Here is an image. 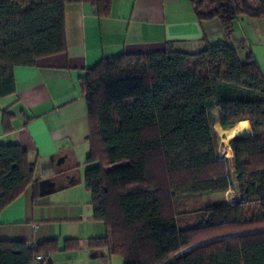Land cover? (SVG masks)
<instances>
[{"label": "trees", "instance_id": "trees-1", "mask_svg": "<svg viewBox=\"0 0 264 264\" xmlns=\"http://www.w3.org/2000/svg\"><path fill=\"white\" fill-rule=\"evenodd\" d=\"M189 1L199 22L218 19L229 38L239 19L264 18V0ZM80 2L104 15L111 1L0 0V100L16 93L17 66L66 51V7ZM241 49L206 42L189 53L170 43L165 52L106 58L86 72L80 82L90 119L85 183L94 219L108 232L89 247L107 248L125 264H264V75L252 52ZM213 111L222 128L245 123L253 132L230 140L233 160L219 155ZM3 116L10 132L13 116L8 110ZM156 156L162 177L150 171ZM36 171L21 146L0 142V215L29 187L66 174L50 167L39 179ZM236 189L235 203H207L193 227L164 207L165 193L178 208ZM229 225L245 232L195 237ZM29 243L0 241V264H33L60 250L58 240ZM79 246L77 238L65 241L66 251Z\"/></svg>", "mask_w": 264, "mask_h": 264}, {"label": "crops", "instance_id": "crops-1", "mask_svg": "<svg viewBox=\"0 0 264 264\" xmlns=\"http://www.w3.org/2000/svg\"><path fill=\"white\" fill-rule=\"evenodd\" d=\"M110 1L104 15L90 2L69 4L66 51L41 58L31 67L17 66L16 93L0 100V142L21 146L40 169L41 174L35 175L39 179L46 168L66 171L29 187L0 215V241H59L60 250L38 264H125L109 249L89 250L90 256L67 252L63 240L85 237L80 228L94 213L83 202L68 199L67 205L63 203L66 197H49L72 188L74 168L91 153L89 110L80 83L86 72L106 58L165 52L170 43L189 53L199 52L206 42L241 47L239 37L229 38L218 19L199 22L189 0ZM5 110L13 116L10 132L3 128ZM62 157L65 161L58 165ZM70 193L62 194L71 198ZM83 199L89 200L85 194Z\"/></svg>", "mask_w": 264, "mask_h": 264}, {"label": "rangeland", "instance_id": "rangeland-1", "mask_svg": "<svg viewBox=\"0 0 264 264\" xmlns=\"http://www.w3.org/2000/svg\"><path fill=\"white\" fill-rule=\"evenodd\" d=\"M240 20L238 21L239 23L237 22V24L235 25L234 33L237 35V37H239V40H240L239 45H241L242 47L241 50L245 52L244 54H246V52H250V51L252 52L253 57L255 58L258 65L260 66L261 71L264 75V18L257 19V18L244 17L241 21ZM243 39L245 40V42L243 41ZM211 118H212L211 120H213L215 123L214 128H215L216 137L218 141L217 144H218L219 155L224 161L228 159L233 160L234 155H232L233 151L230 145L231 143L230 140H232L235 137H240V136L252 137L253 136L252 130L250 129L251 134L249 135L248 125L245 123L240 124L236 128H234L235 130L239 131V134L237 133V135L235 136H230L229 131L232 129L230 130L222 129L220 127L221 125L217 123L218 121L217 111H213L211 113ZM152 159L153 161L151 163V170H150L151 173L156 175L157 177H162V175L164 176V171H163L164 169L161 164V160L158 159V156ZM94 165H97V163H95ZM233 166L234 165H232V168ZM64 168L65 167H63V169ZM88 168H89V165H87L85 161L79 164L74 173L76 176V183L73 186H71L72 188L65 190L63 192H60V193L53 194L49 197H52L51 199H56L57 197H66L63 203L67 205L68 203L70 205V202H71V201H66L68 199H72L74 202H78V203L83 202L85 208L89 207L92 210L93 209L92 198H91L92 194L91 192L87 190L86 183H85V174H84L86 173V170ZM39 174H41V171L40 169H37L36 176H38ZM67 191L72 192V194L70 193L72 196L71 198L67 197L66 196L67 194H64V195L62 194ZM237 191L238 190L236 189V191H230L226 194H217V195L212 196L211 198L195 199L192 201H188L186 203H183V205L179 206L178 208L174 207L170 196L168 195V193H165L163 202H164V207L167 213L176 211L182 225L186 227H193L195 224L201 221L202 219L201 217H203L202 215L206 211L207 203L209 204L210 203L212 204V202L222 203V204L235 203L239 199V195ZM84 194L87 195V198H89L88 201L83 199ZM210 199H211V202H210ZM72 204H75V203L72 202ZM90 212H89V215H90ZM84 221H85V225L82 226V228H80L81 230L80 232H81V236H85V237H81L82 238L81 240L83 241L79 239L81 245L75 251L79 252V254L81 252V253H84L90 256L89 250H92V248L89 246L91 245V242L105 238L108 233L107 226L105 222L96 221L94 219V214H93V218L89 219V221L86 218ZM256 227H258V225H256ZM60 228H62V231H61L62 233L66 232L63 229V227H59V229ZM251 228L254 229L255 231L258 229L254 227H251ZM243 230L244 229H242V227L240 226L229 225L219 230H216L214 232H205L204 234L202 232L197 233L195 237H200L201 235H205L204 239L205 238L207 239H205L204 241H206L212 238L224 236V235L231 234V233L245 232ZM63 242L65 243V239L63 240ZM83 243L85 244V248L81 247ZM106 249L107 248H103L102 250H106ZM93 250H96V249H93ZM69 251L70 250H67V252ZM122 260L124 261L123 258ZM33 264H38V262L34 261Z\"/></svg>", "mask_w": 264, "mask_h": 264}, {"label": "water", "instance_id": "water-1", "mask_svg": "<svg viewBox=\"0 0 264 264\" xmlns=\"http://www.w3.org/2000/svg\"><path fill=\"white\" fill-rule=\"evenodd\" d=\"M63 161H65V157H62V158L59 159V161L57 162L58 165H62V164L64 163ZM73 181H74V177H71V179H70V183L72 184ZM198 246H200V245H197V246H195V247H192V249H193V248H196V247H198ZM192 249H190V250H192ZM190 250L185 251V252H183V253H181L180 255H177V256H181V255H183V254L189 252Z\"/></svg>", "mask_w": 264, "mask_h": 264}, {"label": "built area", "instance_id": "built-area-1", "mask_svg": "<svg viewBox=\"0 0 264 264\" xmlns=\"http://www.w3.org/2000/svg\"><path fill=\"white\" fill-rule=\"evenodd\" d=\"M29 245L33 246L34 243L31 242V243H29ZM36 260H37V262L43 263V262H46V260H48V257L46 255H41V256H38Z\"/></svg>", "mask_w": 264, "mask_h": 264}, {"label": "bare ground", "instance_id": "bare-ground-1", "mask_svg": "<svg viewBox=\"0 0 264 264\" xmlns=\"http://www.w3.org/2000/svg\"><path fill=\"white\" fill-rule=\"evenodd\" d=\"M237 133L239 134V131H237L235 129H232L229 131L230 136H235V135H237Z\"/></svg>", "mask_w": 264, "mask_h": 264}]
</instances>
